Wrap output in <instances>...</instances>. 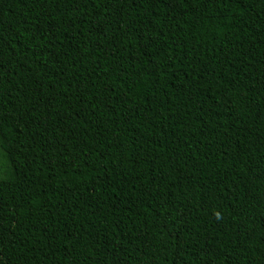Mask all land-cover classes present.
<instances>
[{
    "label": "trees",
    "instance_id": "obj_1",
    "mask_svg": "<svg viewBox=\"0 0 264 264\" xmlns=\"http://www.w3.org/2000/svg\"><path fill=\"white\" fill-rule=\"evenodd\" d=\"M0 154L5 264H264V0H0Z\"/></svg>",
    "mask_w": 264,
    "mask_h": 264
},
{
    "label": "rangeland",
    "instance_id": "obj_2",
    "mask_svg": "<svg viewBox=\"0 0 264 264\" xmlns=\"http://www.w3.org/2000/svg\"><path fill=\"white\" fill-rule=\"evenodd\" d=\"M5 162H4V158L2 157V155L0 154V174L3 175L5 173ZM0 264H5V262L0 261Z\"/></svg>",
    "mask_w": 264,
    "mask_h": 264
},
{
    "label": "clouds",
    "instance_id": "obj_3",
    "mask_svg": "<svg viewBox=\"0 0 264 264\" xmlns=\"http://www.w3.org/2000/svg\"><path fill=\"white\" fill-rule=\"evenodd\" d=\"M217 215H219V214H217Z\"/></svg>",
    "mask_w": 264,
    "mask_h": 264
}]
</instances>
